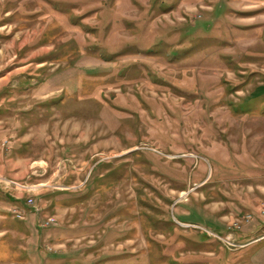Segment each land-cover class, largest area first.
Instances as JSON below:
<instances>
[{"label":"rangeland","instance_id":"rangeland-1","mask_svg":"<svg viewBox=\"0 0 264 264\" xmlns=\"http://www.w3.org/2000/svg\"><path fill=\"white\" fill-rule=\"evenodd\" d=\"M261 236L264 0H0V264H264Z\"/></svg>","mask_w":264,"mask_h":264},{"label":"crops","instance_id":"crops-1","mask_svg":"<svg viewBox=\"0 0 264 264\" xmlns=\"http://www.w3.org/2000/svg\"><path fill=\"white\" fill-rule=\"evenodd\" d=\"M254 228H256V229H258L259 228V226L258 225H255V227ZM252 232H254V231H252ZM264 240V236H261V237H259V239H257V240H253V241H251V240H249V241H251V242H249L248 244H247V248L248 247H251V245H260V243L262 242ZM257 251H261V252H263L264 251V248H262V247H259V248H257Z\"/></svg>","mask_w":264,"mask_h":264}]
</instances>
